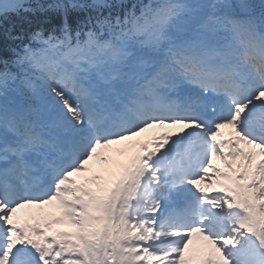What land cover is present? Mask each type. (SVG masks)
<instances>
[{
  "label": "snow or ice",
  "instance_id": "1",
  "mask_svg": "<svg viewBox=\"0 0 264 264\" xmlns=\"http://www.w3.org/2000/svg\"><path fill=\"white\" fill-rule=\"evenodd\" d=\"M47 7L58 34L34 32L19 72L0 71V264H186L195 236L205 264H264V0ZM43 8L0 0V16ZM70 10L91 14L73 28ZM122 142L110 179H73ZM53 202L58 216L15 219Z\"/></svg>",
  "mask_w": 264,
  "mask_h": 264
},
{
  "label": "bare ground",
  "instance_id": "2",
  "mask_svg": "<svg viewBox=\"0 0 264 264\" xmlns=\"http://www.w3.org/2000/svg\"><path fill=\"white\" fill-rule=\"evenodd\" d=\"M106 154H108L106 156L107 158L104 157V158H106V161H101L98 158L94 157L92 159L93 166L98 167V168H104L108 165V162H110V160L113 157H116L112 148H108V152ZM101 165H103V167H100ZM77 178L78 177H75V176L73 177V179L75 181H77L76 180ZM53 205H55L54 206L55 209H53ZM53 205H45L40 209L34 208L35 214L46 212L45 217H50V215L48 213V211L50 210V211H52L53 216H57V215H54V211L59 212L61 210H60L59 206L56 204V202H54ZM210 253H211V248L207 244V242L203 241L200 237L195 236V237H193L192 244L190 245L189 250L186 253V257H185L186 264H205V261L209 257Z\"/></svg>",
  "mask_w": 264,
  "mask_h": 264
},
{
  "label": "rangeland",
  "instance_id": "3",
  "mask_svg": "<svg viewBox=\"0 0 264 264\" xmlns=\"http://www.w3.org/2000/svg\"><path fill=\"white\" fill-rule=\"evenodd\" d=\"M121 146L122 145H120L119 144V146H114L112 149L115 151V153H117V151H119V149H121ZM109 148V147H108ZM108 148L107 149H105V151L103 152L102 150H100V151H98V155L95 157V158H98L99 160H101V161H106V156L108 155V154H106L107 152H108ZM132 152H133V149H132ZM132 152H131V154H132ZM121 155H123V156H126L127 158H130V156H131V154H128V155H125V152H122V153H120ZM105 155V156H104ZM121 155H120V157L119 158H112L111 160H110V162H108V165H107V167L108 168H106V169H104V168H102V169H97V171H95V173L97 174V172L99 171L100 173H101V176H102V178H104L103 176H106V178H104V179H109V176H110V174L112 173V171L114 170L115 172L116 171H118V169H119V166H121V165H123L122 164V160H121ZM104 157H106V158H104ZM91 167H92V169H94V167H93V163H91ZM97 168V167H96ZM103 174V175H102ZM94 175V173L93 172H88L87 173V176L88 177H86L85 178V180H87V179H89L91 176H93ZM84 180V181H85ZM54 226H56V225H54ZM57 231H67V229L65 228V229H63V228H60V227H58L57 226Z\"/></svg>",
  "mask_w": 264,
  "mask_h": 264
},
{
  "label": "trees",
  "instance_id": "4",
  "mask_svg": "<svg viewBox=\"0 0 264 264\" xmlns=\"http://www.w3.org/2000/svg\"><path fill=\"white\" fill-rule=\"evenodd\" d=\"M36 17L38 19H45L46 16L36 15ZM5 30L9 33V39H7L2 32H0V54L4 51L7 52L8 44L12 43V41L16 39V35L20 33V26L17 25L11 28H6Z\"/></svg>",
  "mask_w": 264,
  "mask_h": 264
}]
</instances>
